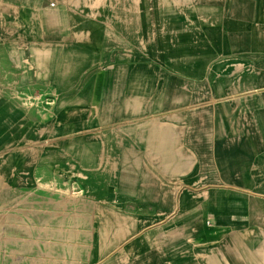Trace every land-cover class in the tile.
<instances>
[{
    "label": "crops",
    "instance_id": "crops-1",
    "mask_svg": "<svg viewBox=\"0 0 264 264\" xmlns=\"http://www.w3.org/2000/svg\"><path fill=\"white\" fill-rule=\"evenodd\" d=\"M0 226L8 264H264V0H0Z\"/></svg>",
    "mask_w": 264,
    "mask_h": 264
},
{
    "label": "rangeland",
    "instance_id": "rangeland-1",
    "mask_svg": "<svg viewBox=\"0 0 264 264\" xmlns=\"http://www.w3.org/2000/svg\"><path fill=\"white\" fill-rule=\"evenodd\" d=\"M2 89H3V87H2ZM41 100H43V99L41 98ZM43 106H44L43 103L42 104L39 103V107L38 106L37 107L34 106L33 108H30V109H35V110L36 109H39V110H42L41 108ZM59 187L69 188V189L62 191L61 189H58ZM71 187H72V183L69 182V183L63 184V185L62 184L61 185L58 184L57 187L54 186L53 188H57L58 189V194L59 193H62V192H64V194H66V196H64V197L67 198V201H68V204H69V207H70L69 208V218L70 219H68V220L71 221L72 223L76 224V222H73V221H77L78 220V217L73 216V215L79 214L77 212V210H76L77 209L76 206H77V203L80 202L79 200L82 198V195H81V197H78L77 194H75L76 191L70 189ZM55 197L56 196H53L54 200H56V199L59 200L57 197L55 199ZM39 199L40 198L38 197V200ZM61 203L64 204V201H62ZM100 214H101V218H100L101 219V223H102V220H105V221L108 220L109 213L105 212V213H100ZM70 215L72 217H70ZM85 215L87 216L88 213H85ZM0 228H1V226H0ZM78 230H81L82 231L83 229L76 228V227H69L67 229H63L64 232H62V235H63L62 242L64 244V249L67 252H69V253H72V252H74V251L77 250L78 247L76 245H78L77 243H80V240L83 238V237L80 236V233L78 232ZM105 231H107V229ZM11 235H13V234H11ZM81 235H82V233H81ZM58 237H60V233H59ZM1 250L2 249H0V253L2 252ZM69 262H70V264H73L72 263L73 261L69 260ZM0 264H8V262H3V260L0 259ZM74 264H76V263H74Z\"/></svg>",
    "mask_w": 264,
    "mask_h": 264
},
{
    "label": "built area",
    "instance_id": "built-area-1",
    "mask_svg": "<svg viewBox=\"0 0 264 264\" xmlns=\"http://www.w3.org/2000/svg\"><path fill=\"white\" fill-rule=\"evenodd\" d=\"M4 88L9 90L10 97L14 99L20 107L26 109L33 108L34 106L39 107V103L49 105L52 101V99L48 96L44 99L42 98L43 100H41V94L30 89H23L12 85H6Z\"/></svg>",
    "mask_w": 264,
    "mask_h": 264
}]
</instances>
